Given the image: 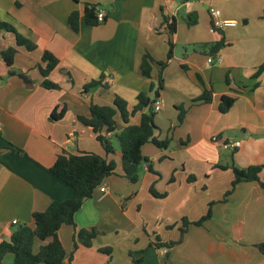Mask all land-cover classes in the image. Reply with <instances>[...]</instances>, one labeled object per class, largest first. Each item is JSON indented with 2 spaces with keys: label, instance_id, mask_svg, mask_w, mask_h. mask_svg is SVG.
I'll return each mask as SVG.
<instances>
[{
  "label": "crops",
  "instance_id": "obj_1",
  "mask_svg": "<svg viewBox=\"0 0 264 264\" xmlns=\"http://www.w3.org/2000/svg\"><path fill=\"white\" fill-rule=\"evenodd\" d=\"M85 5L104 11V22L88 25ZM209 9L236 26L213 31ZM72 12L79 16L77 32L68 25ZM189 14L196 15L191 26L186 20ZM163 15L174 20L176 31L173 56L162 71V89H157L156 63L165 61L168 52ZM0 21L35 46L28 51L16 44L14 34L0 29V241H9L21 225L32 226L33 213L71 198L70 187L50 172L59 154L104 156L96 135L78 117L88 118L91 104L112 106L116 96L130 112L143 93L150 101L160 98L165 112L172 107L175 116L166 136L158 129L155 135L159 140L171 139L173 150L144 145L142 155L149 162L141 164L136 184L122 177L120 152L114 150L108 159L120 170L102 182L74 217L78 230L94 228L99 235L90 248L79 246L73 251L74 229L62 226L58 237L65 263L133 264V259H141L140 264H264V252L257 247L264 243V187L240 184L223 203L219 201L229 187H217L216 198L203 203L190 198V187H173L177 173L186 176L189 184L198 173L229 171L230 182L231 171L219 167L264 164V71L253 78L264 63V0H0ZM221 39L223 47L216 52L221 61L208 64L207 57L215 53L204 45ZM9 48L16 50L10 66L1 56ZM45 51L58 60L47 77L57 90L41 87L44 78L38 66L44 67ZM145 54L154 60L150 78L140 72ZM11 71L25 74L29 83L9 76ZM101 78L107 88L82 92L84 85ZM204 90L212 91V101L193 103ZM164 91L171 95L166 98ZM224 95L235 102L222 114L218 106ZM62 107L65 114L58 118ZM179 110H185L181 124ZM53 112L56 120L50 118ZM139 117L140 113L130 117L129 124L137 125ZM115 121L118 133L124 127L119 114ZM228 139L241 143L229 160L220 148ZM153 161L160 164L162 174ZM188 177L195 180L189 182ZM158 182L170 186L154 187ZM151 186L164 197L152 196ZM142 194L147 196L144 204L138 201ZM212 202L211 219L203 226H189L182 241L170 249L154 247L156 240L177 241L182 219L199 220ZM134 207L137 215L131 211ZM142 208L146 212L140 217ZM39 245L36 241L33 251ZM105 250H111L110 255ZM12 259L7 256L5 263Z\"/></svg>",
  "mask_w": 264,
  "mask_h": 264
},
{
  "label": "trees",
  "instance_id": "obj_2",
  "mask_svg": "<svg viewBox=\"0 0 264 264\" xmlns=\"http://www.w3.org/2000/svg\"><path fill=\"white\" fill-rule=\"evenodd\" d=\"M96 5H85L84 16L85 22L88 25L96 26ZM163 22L166 24L168 35V52L166 60L156 63L159 67V74L157 78V89H162V71L168 65V62L173 56L172 36L176 31V24L173 19L167 16H162ZM187 24L191 26L196 23V15H187ZM68 25L74 31L79 29V16L77 12H72L68 18ZM0 29L14 34L16 44L24 47L28 51L35 49V46L20 36L15 29L8 23L0 21ZM223 47L222 39L216 43L205 44L204 48H208L211 54L218 52ZM16 50L9 48L1 53L3 60L8 66L12 64V59ZM41 63L44 65L38 66L41 76L44 78L41 82V87L46 90H57L58 85L52 83L47 79L49 73L57 66V58L48 51H45L41 57ZM154 63L152 57L148 54L143 55L140 63V72L146 77L150 78L151 64ZM264 71V63L255 71L253 78L257 79ZM16 75L25 83H29L28 77L19 72H9V76ZM257 86V83L256 85ZM99 87L107 88V84L103 82V78L93 80L83 86V93H88ZM153 84H151V89ZM153 101V100H152ZM152 101L146 94H139L137 96V103L130 112L126 109V103L119 97H115L112 106H98L91 104L89 107V117H78V120L90 127L96 135V140L99 142L104 151V156L94 153L80 152L75 155H69L65 152L59 154L54 164L50 168L53 176L61 180L72 191L70 199L62 202H52L43 212H35L32 214L33 225H21L17 227L10 236L9 241H0V264H6L5 258L12 256L10 264H67L65 263V252L58 237V231L62 226H71L74 229L73 234V251L77 250L79 246L83 248H90L92 241L97 238L99 233L96 229L78 230L75 225L74 217L81 210L83 203L91 198L97 188L103 181L115 174L116 164L113 160L108 159L109 156L115 153L112 146V139L118 144L121 156V170L122 177L131 184H136L140 179V166L142 163H148L149 160L142 155V147L146 144H151L157 149H164L168 146L170 140H159L155 135L157 130L154 124L156 113L150 109ZM212 101V91L204 90L202 95L193 103L208 104ZM235 98L231 96H221L218 111L222 114L229 111L233 106ZM147 108V112L143 110ZM66 108L62 107L58 113V118L65 114ZM55 112V111H54ZM51 114V120H56L54 114ZM140 113L137 125L129 124V117ZM120 115V119L124 124L120 132H116L117 123L115 121L116 115ZM185 110H179L177 117L178 124L184 120ZM112 135L110 138L109 136ZM14 151L13 148H11ZM222 170L229 169L232 173V180L229 189L224 193L220 203L226 202L227 198L235 191V189L244 183H257L260 187H264V164L252 165L245 168H239L235 165L229 167H219ZM151 172V171H150ZM189 182L195 180L194 177H188ZM174 179L171 177L170 182ZM152 196L156 198H163L164 195L154 193L152 186L149 189ZM214 202L208 205L207 212L199 220L189 222L186 218L182 219V225L179 228V238L175 242L162 243L156 240L154 247L156 249H170L179 244L189 226L193 225L201 227L205 222L211 219V207ZM38 241L40 245L37 251H33L35 242ZM261 252H264V243L257 246ZM110 255L111 250H105ZM168 252V251H167ZM166 252V253H167ZM71 260V255H70ZM69 260V262H70ZM141 259H133V264H140ZM105 264H110L106 262Z\"/></svg>",
  "mask_w": 264,
  "mask_h": 264
},
{
  "label": "rangeland",
  "instance_id": "obj_3",
  "mask_svg": "<svg viewBox=\"0 0 264 264\" xmlns=\"http://www.w3.org/2000/svg\"><path fill=\"white\" fill-rule=\"evenodd\" d=\"M176 71L178 72V70H176ZM95 90L96 89L92 90V92ZM164 93L166 95V98L171 95L170 91H164ZM164 101H166V100L164 99ZM174 116H175V113H174L171 106L168 107L166 112L162 109L155 116L154 124H155L156 128L160 131V133L158 131V134H160L162 137L166 136V131L168 128H170V119L172 120L174 118ZM158 118H161V121H158ZM167 140H170V142L168 144L169 150H173L172 149L173 148V142H171V139H167ZM184 142H186V141H184ZM111 143H112V146L115 148V150L119 152V147H118V144L115 141V139H112ZM144 147H148L149 149L154 150V147L151 146L150 144H148ZM222 151H223L222 153L224 155V158H227L229 160L231 157L230 156L231 152L224 151V150H222ZM113 158H114V156H113ZM114 159L116 160V163L119 164L118 159L117 158H114ZM153 165L155 166V170L158 173L162 174V172L158 169L160 164L158 165L157 163H155L153 161ZM161 165H163V164H161ZM117 169L120 170L119 167H117L116 170ZM160 169H162V166L160 167ZM227 175H229V177H231V174L229 171L227 173L225 171L224 172H213V173H209V175H204V174L198 173V175H196L197 177H196L195 182L187 184V181H186L187 177L186 176L184 177L180 173H177L176 179H178V181H177V183H175L176 185H174L173 187H190V189H191L190 198L195 199V201H197V202L199 201L200 203H203L204 201L208 200L209 198H216V196L218 195V192L216 191L217 187H230L231 181L230 182L228 181ZM159 184H162V186H158ZM164 184H166V183L165 182H163V183L158 182L156 185H154V187H169L170 186V184L167 186H164ZM128 187H138V186H134V185L129 184ZM147 195H148V193H147ZM145 198H147V196L142 194V195H140V198L138 199V201L141 204H144ZM149 199H151L150 196H149ZM151 200H153V199H151ZM131 211L135 215H137L135 207L133 209H131ZM141 211H142L141 215H138L140 217H142V214H145L146 210H145V208H142ZM181 225H182V221H181ZM129 246H132L131 250H134L135 241L134 240L131 241ZM117 253H119V252L117 251ZM117 256H119V255H117Z\"/></svg>",
  "mask_w": 264,
  "mask_h": 264
},
{
  "label": "built area",
  "instance_id": "obj_4",
  "mask_svg": "<svg viewBox=\"0 0 264 264\" xmlns=\"http://www.w3.org/2000/svg\"><path fill=\"white\" fill-rule=\"evenodd\" d=\"M208 13H209L211 27L213 31L215 32H220L222 29L227 28V27L236 26L235 21H221L219 19V14H220L219 11L215 9H209ZM95 16H96V22L98 24L104 22L105 17H106L105 12L101 10H97ZM221 59H222V56L218 53H215L214 55L207 57V63L208 64H211L213 62L219 63ZM163 107H164L163 101L157 97L153 99L150 109L153 113H159L163 109ZM240 146H241V143L239 141H234L231 139L225 140L220 143V148L228 152H234L238 148H240ZM13 224H16V221H13Z\"/></svg>",
  "mask_w": 264,
  "mask_h": 264
}]
</instances>
